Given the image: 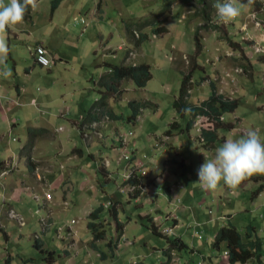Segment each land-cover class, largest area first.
I'll return each mask as SVG.
<instances>
[{
	"label": "rangeland",
	"instance_id": "374dc122",
	"mask_svg": "<svg viewBox=\"0 0 264 264\" xmlns=\"http://www.w3.org/2000/svg\"><path fill=\"white\" fill-rule=\"evenodd\" d=\"M103 1L106 5L102 9ZM259 1L257 9L256 5L249 7L232 0L240 7L241 14L224 24L216 16L213 7L216 1L209 3L204 13L202 5L195 0H63L51 14V0H37L35 11L30 7L31 18L11 26L9 32L3 34L9 52L0 57V89L9 93V103L11 98L21 105L14 112L3 111L0 104V165H8L9 172L22 168L19 175L31 177L26 171V158L21 156L29 153L36 163L35 173L40 174L41 179L34 186L30 185L33 187L29 190H26L27 184L19 189L27 197L24 214L4 202L7 191L0 188V264H6L7 256L12 257L11 264H25L28 258L32 262L26 264H44L43 256L48 250L53 251L56 259L45 264H176V256L180 254L175 250L170 256L164 251L165 238L147 228L149 219L141 217L144 213L158 218L162 227L173 226L172 218H177L179 225L172 231L158 229L169 237H180L190 247H193L189 243L193 239L189 233L194 220L200 223L199 236L195 235L194 240L205 246L211 245L213 233L227 222L239 229L247 224L255 225L261 240L264 239V189L254 194L263 182L262 178L254 177L264 174L252 175L236 188L221 182L215 191L207 192L197 186L195 192L205 196L203 202L185 198L188 190L197 184L199 167L206 158H214L216 149L226 139H239L247 130L254 129L264 141V0ZM3 3L7 5L9 0ZM121 20L152 21L155 25L141 28L150 36L136 45L137 34L128 33ZM157 26L165 27L166 32L152 33ZM35 40L50 51L48 69L33 64L31 47L42 45H33ZM107 63L131 66L146 63L152 77L143 87H135L126 78L119 85L120 92L108 99L122 120L111 123L106 119L95 129L87 125L82 129V134L88 132L83 138L71 120L79 119L100 96L97 87L102 86L95 87V81L109 70ZM190 69L189 102L205 100L211 91V82L218 93L239 99L234 112L223 114V124L216 129L213 148L199 142L200 130L207 126L203 118L193 123L189 133L165 136L169 122L177 120L179 127H183L188 119L187 114L184 118L176 115L172 101L178 94L183 74ZM130 100L145 103L135 123L127 121L132 110ZM228 123L234 127L228 129ZM29 124H36L35 128L47 132L31 139L27 133ZM114 124L120 130L114 131L115 137L119 133L126 134L129 128L132 130V135L125 137L127 146L112 139L113 129H108ZM28 140L31 147H23ZM131 140L135 145L129 148ZM79 147L84 152H98L103 159H93L92 154L88 155L91 151H87L83 156L77 154L71 166L63 169L61 164L66 156ZM132 148L137 165L131 163L132 167L124 172L128 161L122 155L131 153ZM101 167L109 170L110 175H103ZM137 171L143 180L153 182L149 188L151 193L134 201L127 194L131 185H120L126 176ZM51 172L55 180L45 183L46 178L42 176ZM146 174L153 177L147 179ZM1 179L0 183L6 182ZM142 185L145 187L144 182ZM168 185L174 187L172 201ZM64 196L68 201L66 207ZM107 199L119 202L118 218L125 223L124 237L129 243L121 239L120 249L117 247L115 253H111L106 242L115 241L116 227L113 217H109V211L104 208L100 216L108 218L111 224L105 225V240L96 242L108 254L103 260L89 245L92 233L86 227V214ZM35 240L40 241L44 253H39L33 245ZM55 240L58 246H54ZM262 242L264 258V240ZM56 250L60 253H55ZM188 252L189 249L181 252L179 264L186 263Z\"/></svg>",
	"mask_w": 264,
	"mask_h": 264
},
{
	"label": "trees",
	"instance_id": "16d2710c",
	"mask_svg": "<svg viewBox=\"0 0 264 264\" xmlns=\"http://www.w3.org/2000/svg\"><path fill=\"white\" fill-rule=\"evenodd\" d=\"M62 0H51V14L53 11L60 5V2ZM187 2L188 0H184ZM216 0H195L198 4L202 5V11L204 13L207 12L208 4L214 3ZM240 2V5H249V7H252L251 5H256V8L258 9L260 6L259 0H253L252 3H249V0H238ZM168 2L169 4L172 3ZM100 4V3H99ZM169 4H167V8L169 7ZM208 16V15H206ZM30 18V6L28 10L25 13L24 20H28ZM122 25L124 29L128 33L131 34H137V37H135L134 41L136 45H140L143 41L147 40L149 38V34L143 33L141 31V28L147 25H155V22L152 21H146V22H139V21H123L121 20ZM139 31V34L136 32ZM9 32V29H8ZM164 32H166L165 27L157 26L153 28L152 33L161 35ZM198 35L197 31L194 33V39L196 43V48H198ZM38 44V43H36ZM34 44V45H36ZM32 49V47H31ZM47 55L48 52L46 51ZM33 58V56H32ZM34 61V59H33ZM34 64V62H33ZM249 67H251V62L247 63ZM107 67H109V70L100 76H98V80L95 81V87L97 85L102 86L101 88L97 87V93L100 94V96L95 99L90 106L85 111L84 115L82 116V126L83 125H90L92 123H99L101 121H104L106 119L114 120V119H122V116L114 111V109L110 106L108 99H113L114 96L120 92L119 85L126 79H130L135 87H143L146 85L147 81L152 77L151 70L148 64L141 63L136 65H126V64H106ZM243 69H245V65H242ZM30 70L29 67L26 68V71L28 72ZM190 76H191V69L183 74V77L180 82V86L178 89L177 96L172 101V107L176 113L181 118H184L185 116V109H190V113L188 115V119L185 123V126L179 127V121L173 120L169 122L168 126L169 128L165 131V136H171L177 133L181 132H187L189 133V130L192 128L193 123L197 121L198 118L206 119L207 126L202 127L200 130L201 141L202 144H204L208 148H213L214 146V140L217 138L216 135V129L218 126L223 124L222 116L224 113L228 112H234L236 108L239 105V99L238 98H230L225 97L224 94L218 93L216 90V87L214 85V82L210 83V93L207 96L205 100H202L198 103H192L188 101V93L191 88L190 83ZM19 89V87H17ZM129 106L131 107V114H129L127 121L135 123V119L140 112V109L145 105L144 102L136 101V100H130L128 102ZM132 123V124H133ZM213 123V124H212ZM229 129L233 128V125L231 123H228ZM200 129V126L197 127V130ZM43 132H45V129L43 128H33L28 127L27 133L29 137L35 138L37 136H40ZM132 135V131H128ZM118 140L121 143V139L118 138ZM205 140V142H203ZM29 141V140H28ZM32 143L29 141L24 145L23 147H31ZM123 146V144H121ZM22 147V148H23ZM88 147V146H87ZM130 148V146H129ZM88 149V148H86ZM133 149V148H132ZM91 151V150H89ZM134 149L131 150V153H129L128 159L125 160L130 161L134 157L132 156ZM21 152H23V149H21ZM72 152H78L79 154L82 152V148H74ZM86 153V151H85ZM93 156V152H90ZM128 153V152H127ZM90 154V156H91ZM21 156H25L27 161V169L29 172H32L35 168V162L31 159V155L29 153L27 154H21ZM91 156V157H92ZM99 159H103L100 155H98ZM201 160V157H200ZM202 161V160H201ZM182 164V162H180ZM10 169V167L5 166L3 164L0 165V172L3 169ZM101 173L107 174L109 171H105L102 167L99 169ZM262 178L263 182L259 185V187L255 190L254 194L258 195L263 189H264V176H256L254 179ZM151 182H153L152 179H150ZM149 180V181H150ZM124 185H131L129 187H133V189L128 191V197L129 198H136L139 196L142 192V188L144 187L142 185V182L139 180V177L135 173H131L128 178L124 179L123 182H121L120 186ZM146 185V184H145ZM168 192L170 191V185L167 186ZM169 194V193H168ZM107 199L104 204H98L95 206L94 209L90 210L86 214L87 223L86 227L89 229V231L92 233V240L90 242V247L99 253L100 258L105 260L108 257V254L101 250L99 246L97 245L98 240H105V225L111 224L110 221H106V223H103L105 219H102L100 214L103 212L104 208H107L109 211V217H113V220L115 221V227L116 231L118 232L121 230L122 226L124 225L123 222L118 220V210L117 200H111ZM169 200L172 201V196L169 197ZM144 217H147L149 219V223L146 224L147 228L151 230L153 233H155L158 236L164 237L167 242V248L164 250L168 254H170L172 251L181 252L182 250L188 249V245L181 240L180 237L174 236L169 237L167 234H162L159 231L158 225H156L153 221V216L146 215ZM161 227V226H160ZM120 237V236H119ZM125 240V237H120V240ZM115 241L108 240L106 242L108 248L110 249L111 253L114 254L115 248H117L118 244V235L115 236ZM42 242V241H41ZM33 245L39 250V252L42 254L44 253L42 249V244L39 240H35ZM212 246L214 248H219L221 246H224L226 248V255H227V262L229 264H263L262 263V240L260 236L258 235V229L255 225L247 224L243 226L241 229H239L237 226L233 225L231 222H227L223 224L221 227L217 229V231L214 234ZM48 254H45L43 256L45 263H52L55 261V255L52 250L47 251ZM11 258L7 256L6 258V264H10ZM25 263L32 262L30 258L24 260ZM44 263V264H45Z\"/></svg>",
	"mask_w": 264,
	"mask_h": 264
},
{
	"label": "clouds",
	"instance_id": "9594fccd",
	"mask_svg": "<svg viewBox=\"0 0 264 264\" xmlns=\"http://www.w3.org/2000/svg\"><path fill=\"white\" fill-rule=\"evenodd\" d=\"M252 2L249 0V3ZM29 6L35 11L37 0H9L7 5L0 0V57L9 52L3 34L11 26L23 22ZM213 7L219 21L224 24L234 21L241 14L240 7L232 0H216ZM190 111L185 109L186 114ZM255 174H264V141L258 131L249 129L239 139H226L216 149L213 159L206 158V162L197 171V183L206 191H215L221 182L227 187L236 188Z\"/></svg>",
	"mask_w": 264,
	"mask_h": 264
},
{
	"label": "crops",
	"instance_id": "0c3cea01",
	"mask_svg": "<svg viewBox=\"0 0 264 264\" xmlns=\"http://www.w3.org/2000/svg\"><path fill=\"white\" fill-rule=\"evenodd\" d=\"M63 1V0H62ZM62 1L60 2V3H62ZM104 5H106V1H103L102 2V9H103V7H104ZM58 8H56V10H57ZM55 10V11H56ZM55 11H54V13H55ZM30 18H31V16H30ZM29 18V19H30ZM28 19V20H29ZM21 31H26V30H21ZM26 32H28V31H26ZM14 35L15 36H17V33H14ZM36 43H38V44H42V46H44L45 47V49H46V51L48 52V53H50V51L48 50V47L47 46H45V44H43L41 41H39V40H35L34 41V44H36ZM33 44V45H34ZM29 46V45H28ZM33 59V58H32ZM34 62V61H33ZM34 64H36V63H34ZM40 66V65H39ZM41 67H43V66H41ZM48 67L49 66H44V68H47L48 69ZM0 74H2L1 73V70H0ZM0 88H1V86H0ZM18 92V91H17ZM21 94V92H20V90H19V92H18V97H20L19 95ZM7 97H9V93L8 92H5V90H3V89H0V104H2V106H3V111H9V110H11V111H14L15 112V109L17 108V106L18 105H21V104H19V103H15L14 101L15 100H11V98H9V100L11 101L10 103L7 101ZM8 103V107H5L6 106V104ZM84 115V114H83ZM82 115V116H83ZM82 116L79 118V119H73V120H71V124L72 125H74V126H76L78 129H79V131H80V134H81V136L84 138V136H86L87 135V133L85 132L84 134H82V129L83 128H85L87 125H83L82 126V124H81V122H82ZM175 117V116H174ZM122 119H114V120H111L110 122L111 123H115V121H121ZM137 120V118L135 119V121ZM239 120H240V118H239ZM239 120H238V122H239ZM14 121V120H13ZM241 122V121H240ZM105 123V120L104 121H101V122H99V123H94V124H92V125H89V127H91V128H93V129H95L94 127H96V126H98V125H100V126H102L103 124ZM120 124V123H119ZM34 126H37L36 124H32V125H28L27 127H33V128H35ZM234 127V126H233ZM90 129V128H89ZM110 129H113V131H111L110 133H111V135L113 136V138L112 139H114V138H116V142H118V135L119 134H121V133H119L118 135H117V137H115L116 135H113V133H114V131L116 130V132L118 133V132H120V130H119V126H117V125H111L110 126V128L108 129V130H110ZM229 129V128H228ZM240 130H241V132H242V129L241 128H239ZM128 131H132L130 128L128 129ZM45 132H47V130L45 129ZM45 132H43L42 134H44ZM41 134V135H42ZM131 136V135H130ZM36 138V137H35ZM95 142H97V141H95ZM92 145V144H91ZM134 145H135V142H134V140H133V143H132V140L130 141V147H134ZM124 146H127V144L126 145H124ZM111 147V149H113V146L111 145L110 146ZM80 148V147H79ZM115 148V147H114ZM87 150V149H86ZM87 151H89V150H87ZM86 151V152H87ZM84 150H83V148H82V152L79 154L78 152H72V151H70V153L66 156V160H65V162H64V164H61L62 166H63V169L64 168H68V167H70L71 166V162H72V160H74L76 157H77V154L79 155V156H83L84 155ZM94 153V152H93ZM91 153L89 152V154L88 155H90ZM97 155V156H96ZM98 152L97 153H94L93 154V156H92V158L93 159H95L96 157H98ZM132 156L134 157L133 159H131L130 161H128L126 164H125V171L124 172H126L127 171V168H131L132 167V164L131 163H133V164H135L136 163V161H133V160H135L136 159V156H135V151H133V153H132ZM70 157V158H69ZM31 158H32V156H31ZM33 159V158H32ZM124 159V158H123ZM106 160V159H105ZM121 160V158L119 157V159H118V161H120ZM125 160V159H124ZM21 161V160H20ZM35 161H36V159H35ZM34 162V161H33ZM37 162V161H36ZM107 162H108V160H107ZM52 163H53V165L55 164L53 161H52ZM95 164H98V162L96 161L95 162ZM108 164H109V162H108ZM135 165H137V164H135ZM35 168H36V163H35ZM35 168L33 169V171L32 172H28V169H27V167H26V171H27V173L28 174H30L31 175V177H24L23 175H19V172L22 170V168H18L16 171H11V172H7L5 175H0V177H2V181H6L5 183H0L1 184V186H0V188H4V189H6L5 191H7V196H5V198H4V202H6L7 203V205L8 206H11V207H13V209L14 210H16V211H18V212H20V211H22V213L24 214L25 212H26V204H25V200H26V196H24L23 195V192L22 191H19V189H23L24 187H25V185L27 184V188H26V190H29L31 187H33L36 183H37V180H40L41 178L39 177V175L40 174H38V173H35ZM103 168V167H102ZM106 168V167H105ZM104 169V168H103ZM11 170V169H10ZM58 170V169H57ZM105 170H107V169H105ZM184 170V169H183ZM109 171V170H108ZM140 171H137V175H138V173H139ZM109 173V175H110V171L108 172ZM107 173V174H108ZM164 173V172H163ZM33 174H36V176H34ZM103 174V173H102ZM124 174V173H123ZM61 175H62V172H61ZM63 175H65L64 173H63ZM89 175V178H92L93 177V175L92 174H88ZM104 175V174H103ZM130 175V174H129ZM129 175L128 176H126V178H128L129 177ZM163 175V174H162ZM44 176V175H43ZM42 176V178H46V179H44V182L45 183H47V182H50V180H55L54 178V172H51V173H48L47 175H45L44 177ZM108 176V175H107ZM138 177L142 180V182H144L146 185H145V187H143L142 189V192H141V194L139 195V196H137L136 198H130V199H133L134 201H136V200H138L142 195H144V194H146L147 192H149V193H151L150 191H149V188H150V184L152 183V182H148L147 180L145 181V180H143L142 178H141V176H139L138 175ZM150 177H153V176H151V175H148V174H146V178L148 179V178H150ZM57 178H59V174H58V177ZM125 178V176H123V179ZM151 181V180H150ZM65 183V182H64ZM30 185H33V186H31L30 187ZM48 185H49V183H48ZM197 186H199L200 187V185L197 183L196 185H193V187L191 188V189H189L188 190V194H187V196L185 197L186 198V201H188L189 199H198V200H200L201 202H203L204 201V197L205 196H203V195H201V194H199L198 192L196 193L195 192V188L197 187ZM201 188V187H200ZM84 189H85V187H84ZM174 189V187L172 188L171 186H170V191L168 192L169 194H168V196L170 197V196H172V198L174 197V195H173V193H171V191ZM26 190H25V192H24V194H27L26 193ZM85 190H87V189H85ZM201 190H203L202 188H201ZM206 191V190H205ZM208 192V191H207ZM21 197H23L24 199L22 200V201H19V199L21 198ZM62 198H64L66 201V203L64 204V207H66V205L68 204V201H67V198L64 196V197H62ZM112 200V199H111ZM101 204H104V203H101ZM105 205V204H104ZM48 208H49V205H48ZM157 211H159V212H161L160 210H157ZM177 213H179L178 211L176 212V215H177ZM151 215L150 213H144L143 215H141V217H144V216H146V215ZM172 214H170L169 215V217L171 216ZM171 218V217H170ZM106 221H107V219L108 218H104ZM169 219V218H168ZM118 220L120 221V219L118 218ZM130 220V218H128L127 219V221H129ZM157 220H158V218H155V217H153V221H154V223L156 224V225H159V228H160V226H161V223H158L157 222ZM172 222H173V226H168V227H162L161 226V229H169L170 231H172L173 229H174V227H178V225H179V221H178V219L177 218H175L174 216H173V218H172ZM86 223H87V219H86ZM196 223V224H195ZM123 226H122V228H121V230H119L118 232L116 231V229L114 230L115 232H116V236L118 235V244H117V247H119L118 249H120V245H121V242H120V237H124V229H125V223L123 222ZM200 225V223H199V221H197V220H194L193 221V223H192V225H191V227H192V230L190 231V233H189V235H190V238H192L193 240H189L190 242V244L193 246V247H190L189 245H188V249H189V252H188V254L190 255L189 257H187V260H186V263L185 264H229L228 262H227V255H226V248L224 247V246H221V247H219V248H214L213 246H212V243H211V245L210 246H205L204 244H202L201 242H198V241H195L194 239H195V235H198L199 233H200V231H199V226ZM88 229V228H87ZM89 230V229H88ZM113 231V232H114ZM191 232H192V234H193V236L191 235ZM214 234L215 233H213V236H214ZM120 236V237H119ZM199 236V235H198ZM260 236V235H259ZM61 239H65L66 240V237H61ZM264 239H262V241H263ZM55 242H56V240H55ZM125 242H128L129 243V241H127V239H125L124 240V242L123 243H125ZM212 242H213V240H212ZM68 244V242L66 243V245ZM54 246H58V242H56V244L54 245ZM53 248V247H52ZM116 251V250H115ZM184 251V250H183ZM183 251H181V252H183ZM39 252V251H38ZM181 252H178L180 255H178V256H176L177 257V261L175 262L176 264H179L180 262H181ZM40 253V252H39ZM55 253H60V252H58V250H56L55 251ZM115 253V252H114ZM8 257H10V256H8ZM192 257H195V260H193L192 259ZM56 259V258H55ZM261 259H262V263H263V242H262V257H261ZM11 262H12V257H11V260H10V264H11ZM27 263H31V262H27ZM26 264V263H25ZM141 264H143V263H141ZM248 264H253V263H248Z\"/></svg>",
	"mask_w": 264,
	"mask_h": 264
},
{
	"label": "built area",
	"instance_id": "2783aa9c",
	"mask_svg": "<svg viewBox=\"0 0 264 264\" xmlns=\"http://www.w3.org/2000/svg\"><path fill=\"white\" fill-rule=\"evenodd\" d=\"M31 54H32L33 59H34V63H36L38 65H41V66H49L50 65V58L47 55L46 49H45L44 46H42V45H36V46H34L31 49ZM129 134L131 135L130 132H127L126 134H119L118 135V138L121 139V142H122L123 145H126L125 137L127 135H129ZM122 156H123L124 159H126V158L128 159L129 153L124 152ZM9 171H10V169H7V168L6 169H3L0 172V175H5ZM129 189L131 190V189H133V187H129Z\"/></svg>",
	"mask_w": 264,
	"mask_h": 264
}]
</instances>
